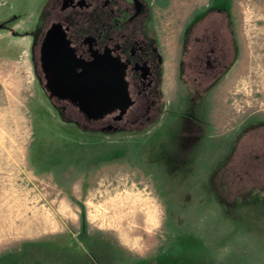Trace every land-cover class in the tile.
<instances>
[{
  "label": "rangeland",
  "instance_id": "rangeland-1",
  "mask_svg": "<svg viewBox=\"0 0 264 264\" xmlns=\"http://www.w3.org/2000/svg\"><path fill=\"white\" fill-rule=\"evenodd\" d=\"M144 1L160 109L93 133L62 124L36 82L45 0H0V264H264V0ZM205 11L207 27L226 17L232 65L197 99L176 50Z\"/></svg>",
  "mask_w": 264,
  "mask_h": 264
},
{
  "label": "flooded vegetation",
  "instance_id": "flooded-vegetation-1",
  "mask_svg": "<svg viewBox=\"0 0 264 264\" xmlns=\"http://www.w3.org/2000/svg\"><path fill=\"white\" fill-rule=\"evenodd\" d=\"M213 12L191 17L176 50L177 81H188L186 69L203 81L190 83L197 99L207 97L232 65L226 17L204 25ZM149 16L144 0H45L30 31V59L39 89L62 124L108 133L146 125L159 111L163 67ZM15 17L2 29L11 33ZM116 68L123 72L131 101L123 113L109 104ZM103 87L106 111L97 117L96 94Z\"/></svg>",
  "mask_w": 264,
  "mask_h": 264
},
{
  "label": "water",
  "instance_id": "water-1",
  "mask_svg": "<svg viewBox=\"0 0 264 264\" xmlns=\"http://www.w3.org/2000/svg\"><path fill=\"white\" fill-rule=\"evenodd\" d=\"M114 90L113 93H111L110 96V108H118L121 113H123L130 105L131 101L128 96L126 84L123 81V72L119 71L118 68L115 70V76H114ZM106 87H103V92L98 90L96 97H97V105H98V111H97V117L101 116L106 111ZM87 99L90 98L89 92L87 93ZM89 101V99L87 100Z\"/></svg>",
  "mask_w": 264,
  "mask_h": 264
}]
</instances>
